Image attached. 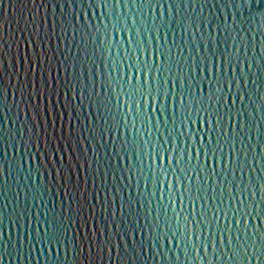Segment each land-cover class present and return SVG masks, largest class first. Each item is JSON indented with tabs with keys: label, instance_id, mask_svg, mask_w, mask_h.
I'll return each mask as SVG.
<instances>
[{
	"label": "water",
	"instance_id": "obj_1",
	"mask_svg": "<svg viewBox=\"0 0 264 264\" xmlns=\"http://www.w3.org/2000/svg\"><path fill=\"white\" fill-rule=\"evenodd\" d=\"M0 264H264V0H0Z\"/></svg>",
	"mask_w": 264,
	"mask_h": 264
},
{
	"label": "snow or ice",
	"instance_id": "obj_2",
	"mask_svg": "<svg viewBox=\"0 0 264 264\" xmlns=\"http://www.w3.org/2000/svg\"><path fill=\"white\" fill-rule=\"evenodd\" d=\"M137 65H139V64H137ZM137 65H136L137 71L143 70V69H141L140 65L139 66H137ZM129 84H130V88H129V95L130 96H134L135 94L141 92L142 86L140 85L139 78H137L136 85L134 87L131 86V78L129 79ZM153 99H155V97ZM181 103H183L182 100H181ZM129 108H130V106H129ZM137 112H139V101L138 100H137ZM208 119H209V122H211V114H209ZM205 154L207 155V153H205ZM160 159H161V161H163V159H164L163 151H161V153H160ZM169 160H171V157H169ZM161 171H163V169H161ZM169 186L171 187V185H169ZM49 227L51 228V235H48V229L47 228L45 229V234H46V236H48L49 242L50 243H58L59 242V233H58V229H57L55 223H53Z\"/></svg>",
	"mask_w": 264,
	"mask_h": 264
}]
</instances>
